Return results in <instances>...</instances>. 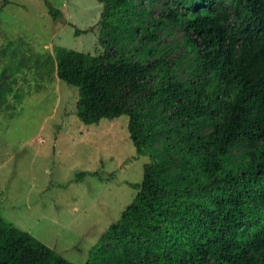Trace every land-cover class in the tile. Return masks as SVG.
<instances>
[{"label":"trees","instance_id":"16d2710c","mask_svg":"<svg viewBox=\"0 0 264 264\" xmlns=\"http://www.w3.org/2000/svg\"><path fill=\"white\" fill-rule=\"evenodd\" d=\"M98 1L94 51L42 74L85 125L126 115L149 159L85 264H264V0ZM0 264L75 263L0 215Z\"/></svg>","mask_w":264,"mask_h":264},{"label":"rangeland","instance_id":"374dc122","mask_svg":"<svg viewBox=\"0 0 264 264\" xmlns=\"http://www.w3.org/2000/svg\"><path fill=\"white\" fill-rule=\"evenodd\" d=\"M49 1L63 17L46 0H0V215L85 264L133 201L149 158H136L126 115L85 125L77 88L43 76L56 46L94 51L102 11L98 0Z\"/></svg>","mask_w":264,"mask_h":264}]
</instances>
